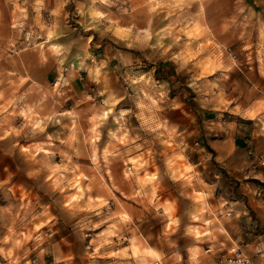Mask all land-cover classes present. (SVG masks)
<instances>
[{
	"label": "clouds",
	"instance_id": "clouds-1",
	"mask_svg": "<svg viewBox=\"0 0 264 264\" xmlns=\"http://www.w3.org/2000/svg\"><path fill=\"white\" fill-rule=\"evenodd\" d=\"M0 264H264V0H0Z\"/></svg>",
	"mask_w": 264,
	"mask_h": 264
}]
</instances>
